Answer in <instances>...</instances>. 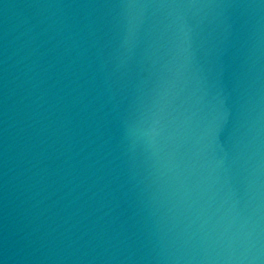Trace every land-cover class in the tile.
Instances as JSON below:
<instances>
[{
  "label": "water",
  "instance_id": "1",
  "mask_svg": "<svg viewBox=\"0 0 264 264\" xmlns=\"http://www.w3.org/2000/svg\"><path fill=\"white\" fill-rule=\"evenodd\" d=\"M0 264H264V0H0Z\"/></svg>",
  "mask_w": 264,
  "mask_h": 264
}]
</instances>
